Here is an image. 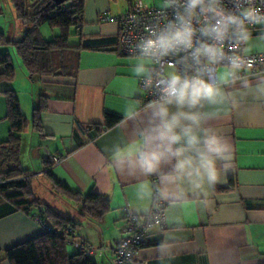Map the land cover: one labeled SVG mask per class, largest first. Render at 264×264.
Returning <instances> with one entry per match:
<instances>
[{
    "label": "crops",
    "instance_id": "0c3cea01",
    "mask_svg": "<svg viewBox=\"0 0 264 264\" xmlns=\"http://www.w3.org/2000/svg\"><path fill=\"white\" fill-rule=\"evenodd\" d=\"M132 1L123 0L115 11V0H84L83 39L116 37L118 23L104 22L100 17L116 18L129 9ZM0 21V30L8 38L16 40L24 35L25 29L9 0L4 4L0 0ZM251 32L253 39L245 53H264V26L251 27ZM78 42L77 37L71 44ZM3 50L0 47V52ZM6 50L14 74L10 81L0 80V145L7 140L10 129L3 92L11 90L27 119L20 135V162L33 176V196L73 219L76 226L70 239L96 249L91 254L96 264H112V248L124 235V209L147 214L159 184L156 175L130 173L115 164L118 153L138 142L136 132L143 126L142 120L124 119L127 108L145 107L140 79L131 72V58L112 51L108 45L84 49L79 53L74 76L31 80L13 48L7 46ZM260 77L264 75L247 77L252 85L248 89L239 82L226 87L228 101L202 109L219 113L208 125L232 145L233 167L226 174L222 172L220 182L209 190L206 208L200 202L203 198L191 192L182 201L163 200L164 225L148 229V240L138 252L145 264H264V98L254 87ZM41 95L45 97L41 113L44 135L32 124L33 108ZM105 110L121 119L98 131L103 127ZM52 156L63 159L53 164ZM7 168L0 152V171ZM46 171L72 192L84 195L92 190L105 195L109 199L108 212L99 222L82 216L67 197L53 188ZM53 202H58L59 209ZM36 213V209L27 214L16 208L0 193V264H8L4 249L44 232L34 217ZM70 246L71 253L75 252L74 245Z\"/></svg>",
    "mask_w": 264,
    "mask_h": 264
},
{
    "label": "clouds",
    "instance_id": "9594fccd",
    "mask_svg": "<svg viewBox=\"0 0 264 264\" xmlns=\"http://www.w3.org/2000/svg\"><path fill=\"white\" fill-rule=\"evenodd\" d=\"M163 4L172 10L171 19L147 29V35L129 47L131 72L154 99L143 110H125V120H142L143 126L136 132L138 142L118 153L115 164L130 173L158 176L156 195L161 200L182 201L191 192L203 198L206 208L209 190L220 182L222 172L232 169L233 154L227 139L208 125L219 113L202 109L228 101V86L239 82L245 89L252 87L240 73L251 72L256 61L240 50H249L251 27L264 26V10L254 0ZM165 64L174 70L164 71ZM221 66L223 71L218 70ZM254 87L264 98V77Z\"/></svg>",
    "mask_w": 264,
    "mask_h": 264
},
{
    "label": "trees",
    "instance_id": "16d2710c",
    "mask_svg": "<svg viewBox=\"0 0 264 264\" xmlns=\"http://www.w3.org/2000/svg\"><path fill=\"white\" fill-rule=\"evenodd\" d=\"M15 17L23 25L25 32L20 39L8 38L0 31V80L10 81L14 74L13 62L6 50L11 46L20 59L31 80L41 76L72 77L78 69L79 53L84 49H100L108 45L117 52V38L83 39L81 26L83 24L84 0H68L55 4L52 0H9ZM57 28L58 34L45 40L39 33L41 25ZM74 28V33L71 29ZM78 37L76 44L69 43L71 36ZM7 104V119L10 124L7 140L0 145V152L8 168L0 171V193L15 205L16 208L30 214L36 209L35 218L44 227L41 235L15 244L3 250L8 264H96L90 255L79 252L68 253L67 244L71 240L76 223L69 216H64L50 205L39 201L33 196L31 182L33 176L24 169L20 162V135L27 125L15 93L4 92ZM45 109V97H38L33 108V128L42 133L41 113ZM103 127L108 128L119 122L121 117L113 112H103ZM52 163V162H51ZM48 166L45 165V170ZM53 188L63 194L73 203L79 214L91 221L99 222L109 210V199L95 191L86 194L72 192L59 183L49 171ZM145 244V243H144Z\"/></svg>",
    "mask_w": 264,
    "mask_h": 264
},
{
    "label": "built area",
    "instance_id": "2783aa9c",
    "mask_svg": "<svg viewBox=\"0 0 264 264\" xmlns=\"http://www.w3.org/2000/svg\"><path fill=\"white\" fill-rule=\"evenodd\" d=\"M254 3L257 8L264 10V0H254ZM171 17L172 10L164 7L163 0H161V6L159 7H149L142 0H133L131 6L125 13L116 18L104 15L100 17V20L104 22L116 21L118 23L119 33L116 36L117 52L129 56V47L135 45L141 37L147 35V29L162 26ZM243 48L244 46H241L240 54L250 56L256 63L251 72H241L240 75H246L247 77L264 75V53H245ZM225 51H228L227 46H225ZM181 55L184 54L181 53ZM176 68L180 71L184 70L180 64H177ZM163 70L171 71L174 69L169 68L165 64ZM139 87L143 92V106H145L150 100L154 99V96L150 90L143 88L141 81H139ZM62 159L63 157L61 156H52L50 160L53 164H56L62 161ZM1 182L2 180H0ZM164 212L165 202L156 195V188L153 205L147 214L138 215L132 210L125 208L124 235L112 248V264H145V261L139 257V249L147 242L148 229L150 227H163ZM73 244L79 252H84L90 256L96 251V249H93L85 243L76 241Z\"/></svg>",
    "mask_w": 264,
    "mask_h": 264
},
{
    "label": "rangeland",
    "instance_id": "374dc122",
    "mask_svg": "<svg viewBox=\"0 0 264 264\" xmlns=\"http://www.w3.org/2000/svg\"><path fill=\"white\" fill-rule=\"evenodd\" d=\"M142 1H143L144 4H148L149 7H155V6L158 7V6H160L159 4H161V2H160L161 0H142ZM1 3L4 4V0H1ZM120 4H123V0H115V4H114L113 9L115 11H117L120 8ZM110 12H113V11H110ZM0 26L2 27L1 21H0ZM6 26H8V23L5 25V27ZM57 30H58L57 28H50L46 24H44V25H42V26L39 27V33H40L41 37L43 39H45V40H49V39L53 38L54 36H56L58 34V31ZM0 31H2V30H0ZM71 32L74 33V28L71 29ZM74 39H77V37L75 35L71 36L70 39H69V43L73 42ZM40 190L41 191H46L43 188H41ZM44 196L47 198V194L44 195ZM52 204L55 207L58 208V202H53ZM59 204H61V206H63L62 202H59ZM70 247H71L70 244H67V251H68L69 254L72 252V250L70 249Z\"/></svg>",
    "mask_w": 264,
    "mask_h": 264
},
{
    "label": "water",
    "instance_id": "95a60500",
    "mask_svg": "<svg viewBox=\"0 0 264 264\" xmlns=\"http://www.w3.org/2000/svg\"><path fill=\"white\" fill-rule=\"evenodd\" d=\"M55 4H62L68 0H52Z\"/></svg>",
    "mask_w": 264,
    "mask_h": 264
}]
</instances>
